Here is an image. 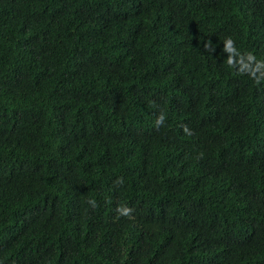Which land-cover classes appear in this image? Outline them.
Returning <instances> with one entry per match:
<instances>
[{"label": "trees", "instance_id": "1", "mask_svg": "<svg viewBox=\"0 0 264 264\" xmlns=\"http://www.w3.org/2000/svg\"><path fill=\"white\" fill-rule=\"evenodd\" d=\"M0 264H264V0H0Z\"/></svg>", "mask_w": 264, "mask_h": 264}, {"label": "clouds", "instance_id": "2", "mask_svg": "<svg viewBox=\"0 0 264 264\" xmlns=\"http://www.w3.org/2000/svg\"><path fill=\"white\" fill-rule=\"evenodd\" d=\"M227 42L229 43V44H231L233 41H232V39L231 38H228L227 39ZM229 64H231L230 62H229ZM159 120H163V117H160L159 118ZM159 122V121H158ZM93 203H94V201H93ZM130 209H128V208H123V210H122V214H124V215H128L129 213H130Z\"/></svg>", "mask_w": 264, "mask_h": 264}]
</instances>
